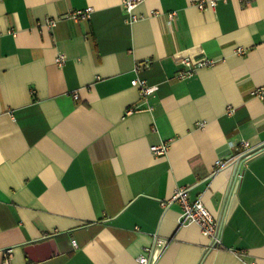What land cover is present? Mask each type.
Segmentation results:
<instances>
[{
    "label": "crops",
    "instance_id": "crops-1",
    "mask_svg": "<svg viewBox=\"0 0 264 264\" xmlns=\"http://www.w3.org/2000/svg\"><path fill=\"white\" fill-rule=\"evenodd\" d=\"M244 1L147 0L131 22L123 0H0V264H264V148L239 157L264 144V0ZM191 56L220 63L175 80ZM178 188L224 250L162 207Z\"/></svg>",
    "mask_w": 264,
    "mask_h": 264
},
{
    "label": "built area",
    "instance_id": "built-area-1",
    "mask_svg": "<svg viewBox=\"0 0 264 264\" xmlns=\"http://www.w3.org/2000/svg\"><path fill=\"white\" fill-rule=\"evenodd\" d=\"M147 0H123V9L124 12L129 16L131 22H136L138 17L135 14V9L145 3ZM244 3V0H239ZM216 6L215 2H209L208 7L214 9ZM200 9H205V4H199ZM93 13L92 8H87L85 10L74 11L67 15L68 19L73 20L75 22L87 21L91 18ZM175 16V13L169 15L170 20H172ZM58 21L55 19L47 18L44 22V26L49 30H53L56 28ZM240 53L242 51H239ZM243 53V52H242ZM56 64L58 67L62 68L66 63V56L63 54H59L56 57ZM220 63L219 59H209L206 57H183L179 60V64L181 69L178 70V73L175 76V80L177 81H186L193 78L197 71L202 68H213ZM133 87H136L140 91V95L143 99L151 96L157 91L156 86H150L144 80L135 79L131 82ZM252 96L258 98L260 100H264V89H257L252 92ZM78 95L75 94L73 98H77ZM204 123H200L198 127L203 128ZM242 152L239 157L250 159L260 153L264 144L258 145L256 147L252 146L248 142H244L241 145ZM152 152L156 155H162L166 152L167 146L161 147H153ZM217 172H220L226 165L227 162L222 159L216 161L215 163ZM162 207L165 209L173 204H178L181 207V214L179 216V226H189V225H197L201 232L209 239L210 248L216 250H224L225 247L222 241V229L224 225V221L217 220L212 216V214L206 209L204 203L202 201V197H198L197 200L192 202L190 200V193L188 188H178L174 191L170 201L161 203ZM155 260V259H154ZM150 262L147 257L142 256L138 259V264H155V261Z\"/></svg>",
    "mask_w": 264,
    "mask_h": 264
},
{
    "label": "water",
    "instance_id": "water-1",
    "mask_svg": "<svg viewBox=\"0 0 264 264\" xmlns=\"http://www.w3.org/2000/svg\"><path fill=\"white\" fill-rule=\"evenodd\" d=\"M248 160V159H247ZM243 162L241 159H236V171H235V176H234V181L231 185V188H230V197L233 195V193L236 191V188H237V178H238V173H239V170H240V167L242 166Z\"/></svg>",
    "mask_w": 264,
    "mask_h": 264
}]
</instances>
